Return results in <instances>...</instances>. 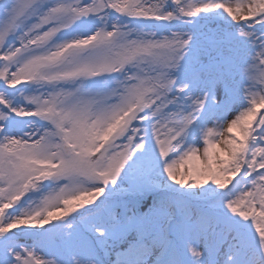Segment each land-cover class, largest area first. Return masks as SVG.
I'll return each mask as SVG.
<instances>
[{"label": "snow or ice", "instance_id": "1", "mask_svg": "<svg viewBox=\"0 0 264 264\" xmlns=\"http://www.w3.org/2000/svg\"><path fill=\"white\" fill-rule=\"evenodd\" d=\"M0 264H264V0H0Z\"/></svg>", "mask_w": 264, "mask_h": 264}]
</instances>
